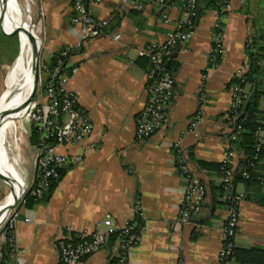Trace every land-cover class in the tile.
<instances>
[{"label": "crops", "instance_id": "0c3cea01", "mask_svg": "<svg viewBox=\"0 0 264 264\" xmlns=\"http://www.w3.org/2000/svg\"><path fill=\"white\" fill-rule=\"evenodd\" d=\"M73 1L32 0V7L44 36L43 64L67 48L71 64L78 66L67 87L90 116L92 139L97 144L80 165L64 170L48 197L30 207L19 200L0 225V236L3 226L11 224L18 264H59L57 242L67 234L111 235L125 222H134L141 240L126 264H175L178 259L184 264H219L225 204L219 175L199 163L218 165L222 160L231 130L228 109L233 75L248 61V51L257 55L260 71L247 82L246 90L249 98L257 97L258 120L264 123V0H225L231 9L222 21L223 58L207 71L214 2L218 0H199L194 34L177 46L169 63L174 90L164 126L143 143L135 138L136 117L146 103L149 69L141 52L173 32L181 17L179 7L175 3L160 5L157 0H137L141 8L130 0H97L90 10L96 20L105 23L103 34L82 41L79 28L70 23ZM4 91L0 90V96ZM21 96H29V92L17 97ZM197 113L195 135L184 136L183 151L188 167L206 189V199L198 215L179 223L178 206L185 183L175 166L172 145ZM31 133L32 128H21L19 142L34 149ZM232 148L236 169L245 157V148L240 142ZM0 158V166L15 186L19 177L15 179L7 162L17 170L1 153ZM254 173L264 193V159ZM22 177L25 186L34 183V158L32 169L24 170ZM234 190L243 199L233 263L255 264L261 257L264 264V207L254 203L252 190L243 182L237 181ZM8 194L10 189L0 203ZM117 252L113 239L78 264H110Z\"/></svg>", "mask_w": 264, "mask_h": 264}, {"label": "built area", "instance_id": "2783aa9c", "mask_svg": "<svg viewBox=\"0 0 264 264\" xmlns=\"http://www.w3.org/2000/svg\"><path fill=\"white\" fill-rule=\"evenodd\" d=\"M136 1L129 2L141 8ZM157 2L160 5L177 4L181 17L173 32L164 41L151 43L141 52L149 66L146 79V103L135 121V138L142 143L149 140L164 126L166 110L174 90V78L169 63L177 46L187 42L193 36L195 21L198 17L199 0H157ZM96 4L97 0H74L72 3L70 23L79 28L82 41L103 34L105 23L96 20L90 10ZM217 4L205 71L215 68L223 58L222 21L231 6L225 0H218ZM250 44L249 39L246 42V48H249ZM247 68L248 61L244 60L233 75L230 89L228 117L231 130L228 135V144L222 152L219 168V182L226 210L220 230L221 245L217 255L219 264H234L238 209L243 195L234 190L235 152L232 145L243 132L238 118L248 100ZM77 71L78 66L71 64L70 51L67 48L59 53L51 67L43 66L39 69L36 93L32 102L24 109L21 122L23 130L26 127L32 128L37 135V144L34 147V183L31 186H25L20 200H23L27 194L34 201L41 200L50 185L58 182L61 172L67 167L80 165L85 154L96 147L97 143L92 139L94 126L90 116L80 108L77 98L67 87L69 78ZM37 90H41L39 97L36 95ZM201 98L203 100V96ZM198 118L199 113L192 118L188 128L175 139L172 145L175 166L185 183L178 206L177 221L179 223H185L192 216L198 215L206 199V189L200 178L188 167L183 151V138L186 134L195 135ZM262 133L260 129L256 132L253 156L240 170L244 179L249 177L248 169L253 168L259 158L264 145ZM60 148L66 151L61 152ZM7 226L8 223L3 227ZM111 237L117 242L118 252L111 258L110 264H126L131 252L141 240L140 231L134 222H125L116 233L111 235L87 232L75 236L67 234L57 242L59 264H78L106 246ZM0 240L3 244L0 250V264H18L16 258L19 251L11 224L8 230L1 234ZM175 264H184V262L178 259Z\"/></svg>", "mask_w": 264, "mask_h": 264}, {"label": "bare ground", "instance_id": "6f19581e", "mask_svg": "<svg viewBox=\"0 0 264 264\" xmlns=\"http://www.w3.org/2000/svg\"><path fill=\"white\" fill-rule=\"evenodd\" d=\"M4 1L6 5L9 1L12 2L13 6L11 8L10 14L12 15L13 21L17 25H19L25 32V37L21 43L19 56L14 62L13 70L9 78L8 88L7 90L5 89L0 97V115L3 116L0 121V153L15 167L19 177L17 184L13 186L11 178L9 177L7 172H5V170L0 166V173L10 178V181L7 182V184L9 189H11L10 195L0 203V221L4 218L7 207L12 205L14 201L20 198L25 189V182L22 177L20 165H15V162L8 155V152H14V157L19 158V148L18 146H16V142L13 140L12 145H9L10 148L8 147L7 149L6 138L8 137V135L11 136L15 132V126L12 120V111L16 96H18L23 91H28L29 96L27 97L30 99L34 84V72L36 65L34 57L41 47V39L39 38L37 32L32 28L30 16L28 13L29 9H27L28 6H22L18 2V0ZM25 1L29 2L30 0ZM0 16H2L9 25L17 29L12 21L1 14ZM28 105L29 103L27 102L24 108H14V111L17 109H22V112L24 113L23 110ZM16 106L17 104L14 105V107Z\"/></svg>", "mask_w": 264, "mask_h": 264}, {"label": "rangeland", "instance_id": "374dc122", "mask_svg": "<svg viewBox=\"0 0 264 264\" xmlns=\"http://www.w3.org/2000/svg\"><path fill=\"white\" fill-rule=\"evenodd\" d=\"M18 2L24 7L26 5L28 6L27 9H29L28 13L30 16L32 28L34 29V31L37 32L39 38L41 39V47L39 49L38 66H39V69H42L44 66V64H43L44 49L42 48L44 36L40 31L38 19L35 17V14L33 12L32 0H30L29 2H26L25 0H18ZM12 6H13V4L11 1H9L6 5L4 0H0V14L5 16L10 21H12L13 24L18 29L17 30L15 27L9 25L3 19V17L0 16L1 19L3 20L2 26H1V20H0V90L2 88L4 90L5 89L7 90V88H8L9 78H10L11 72L13 70L14 62L16 61V59L19 56L21 43L25 37V32L23 31V29H21V27L19 25H17L12 19V15L10 14ZM7 26L10 27L11 29L7 28ZM3 64H7L10 66L6 69V68L2 67ZM42 77H44V75H42ZM27 92L28 91H23L19 95L25 94ZM36 95L38 97L41 96V90H37ZM15 99L16 100H15L14 105L17 104V106L14 107V105H13L12 120H13V123H15L14 126L16 127V129H15L14 134H12L11 136L8 135V137L6 138V148L8 149L9 145L10 144L12 145V143H13L12 141L16 140L15 142H16V146H18V148H19V158L20 159L14 157V155H15L14 152L13 153L8 152V155L15 162V165H17V166L20 165L21 172L23 173L24 170L30 171L32 169V163H33V158H34V149L26 143L21 145V143L19 142L20 137H21L20 134H21V122L23 119V116H22L23 112L21 109H17L14 111V108H24L26 106L27 102L29 101V98L27 96H21V97L15 98ZM18 110H20V111H18ZM23 111L25 112V110H23ZM23 134H24V137L27 136V134H28L27 129L23 132ZM0 160H2V158H0ZM7 164H8V167L10 168L12 175L14 177L16 175L18 176V173H16L14 171V169L10 166V164L8 162H7ZM17 176L15 179H17ZM8 191H9L8 186L0 180V201L2 200L3 197L5 198V195ZM9 195L10 194H8L6 196V198ZM10 214H11V212H9V214L7 215L5 220H7V218H9Z\"/></svg>", "mask_w": 264, "mask_h": 264}, {"label": "trees", "instance_id": "16d2710c", "mask_svg": "<svg viewBox=\"0 0 264 264\" xmlns=\"http://www.w3.org/2000/svg\"><path fill=\"white\" fill-rule=\"evenodd\" d=\"M217 3H218V1L214 2L216 10L218 9ZM197 19H198V17L196 18L195 25H196ZM0 20H1V26H2L3 20L1 19V17H0ZM7 28L11 29L8 26H7ZM58 56H59V54H57V56H55L49 64L44 65V66L45 67H51L54 64V62ZM257 58L258 57L256 54H253L251 51L250 52L248 51V68H247V72H246L247 82H249V81L251 82L253 80V77L255 75H257L260 71V68L257 64ZM261 94L264 95V92H261ZM238 122L242 125L243 132L239 136L238 140L233 142V144H235L236 142H240V144L245 148V157L239 163L238 167L236 169H234L235 174H234L233 183L235 185L237 183V181L243 182L245 184L246 188L252 190V200L254 201V203L264 207V193L262 192V187L258 181L257 175H255V173H254L255 167L257 166L258 162L264 159V145H263L262 150L259 154L258 160L254 164V167L251 169H248L249 177L247 179H244V178H242L241 173H240V170L246 164V161L253 156L256 132L259 129L264 131V123L262 124L258 120L257 97L249 98V95H248V100L246 101V103L244 104V106L242 107V109L240 111ZM30 143L32 146H36V144H37V135L33 129H32V133H31V137H30ZM199 165L202 168H208V169L215 171L220 176V174H219L220 173V170H219L220 164L211 165L208 163H199ZM63 173H64V171L61 172L60 178L62 177ZM56 183H52L50 185V187L48 188V191L46 192V194L44 195L43 198L48 197L50 195V193L53 191ZM219 188H220L221 194L223 195V192H222L220 185H219ZM23 200H24V206L25 207H30L33 204L41 201V200L34 201L33 198L30 197L28 194L24 197ZM8 227H9V225L3 229L2 233L6 232L8 230ZM113 239L114 238L111 237V240H113ZM234 254H235V250H234ZM249 262H252V261H249ZM253 263L263 264L262 258L260 257V260L255 259V261Z\"/></svg>", "mask_w": 264, "mask_h": 264}, {"label": "water", "instance_id": "95a60500", "mask_svg": "<svg viewBox=\"0 0 264 264\" xmlns=\"http://www.w3.org/2000/svg\"><path fill=\"white\" fill-rule=\"evenodd\" d=\"M35 72H34V84H33V89H32V92H31V95H30V99L28 101V103H31L33 98H34V95L36 93V87H37V82H38V76H39V66H38V58H39V51L38 53L35 54ZM22 110V109H21ZM20 111V110H18ZM2 115H0V121L2 119ZM0 178L6 183V182H9L10 181V178L8 176H5L3 174L0 173ZM11 191V189H10ZM21 198V197H20ZM20 198H18L16 201H14V203L10 206L7 207L6 209V213H5V216L4 218L0 221V225L3 223V221L5 220L6 216L8 215V213L13 210L15 208V206L18 204Z\"/></svg>", "mask_w": 264, "mask_h": 264}]
</instances>
